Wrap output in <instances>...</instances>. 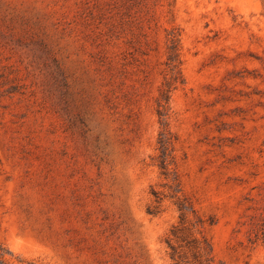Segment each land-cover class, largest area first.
<instances>
[{
  "label": "rangeland",
  "instance_id": "rangeland-1",
  "mask_svg": "<svg viewBox=\"0 0 264 264\" xmlns=\"http://www.w3.org/2000/svg\"><path fill=\"white\" fill-rule=\"evenodd\" d=\"M159 109L214 264H264V0H0V264H171Z\"/></svg>",
  "mask_w": 264,
  "mask_h": 264
},
{
  "label": "trees",
  "instance_id": "trees-1",
  "mask_svg": "<svg viewBox=\"0 0 264 264\" xmlns=\"http://www.w3.org/2000/svg\"><path fill=\"white\" fill-rule=\"evenodd\" d=\"M169 49V60L174 62L178 58V42L171 39ZM164 98L168 100V90H164ZM165 107V106H164ZM161 124L164 127L159 137L160 167L166 178H171L172 197L179 210V219L171 227L166 238L167 253L171 264H214L215 254L211 238L205 232L207 224H213L211 217H205L195 208L192 200L183 192L180 182L172 177L170 171V137L166 112L159 109ZM155 201L148 206L152 214L161 213L163 195L156 189L153 190Z\"/></svg>",
  "mask_w": 264,
  "mask_h": 264
}]
</instances>
